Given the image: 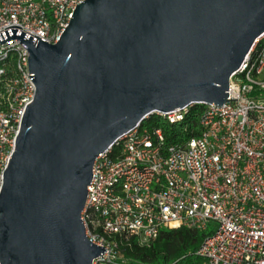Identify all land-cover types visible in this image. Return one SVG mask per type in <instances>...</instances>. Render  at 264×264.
<instances>
[{
  "label": "water",
  "instance_id": "obj_1",
  "mask_svg": "<svg viewBox=\"0 0 264 264\" xmlns=\"http://www.w3.org/2000/svg\"><path fill=\"white\" fill-rule=\"evenodd\" d=\"M264 34V0H85L49 44L11 26L36 86L3 172L1 264H92L82 220L95 160L153 112L222 107Z\"/></svg>",
  "mask_w": 264,
  "mask_h": 264
},
{
  "label": "built area",
  "instance_id": "obj_2",
  "mask_svg": "<svg viewBox=\"0 0 264 264\" xmlns=\"http://www.w3.org/2000/svg\"><path fill=\"white\" fill-rule=\"evenodd\" d=\"M84 1L0 0V32L18 26L55 44ZM20 42L0 44V191L36 91ZM227 93L222 107L192 103L146 118L179 125L203 106L199 133L182 144L141 123L95 160L82 220L106 253L92 264H141L123 258L120 241L150 247L181 227L209 233L196 252L203 264H264V34Z\"/></svg>",
  "mask_w": 264,
  "mask_h": 264
},
{
  "label": "trees",
  "instance_id": "obj_3",
  "mask_svg": "<svg viewBox=\"0 0 264 264\" xmlns=\"http://www.w3.org/2000/svg\"><path fill=\"white\" fill-rule=\"evenodd\" d=\"M203 106H195L187 119L179 125H170L163 119L152 116L143 121L149 129L160 128L167 145L177 146L199 133V118ZM209 233L181 227L163 230L150 247H140L134 239L120 241L123 258L141 264H203L196 252Z\"/></svg>",
  "mask_w": 264,
  "mask_h": 264
},
{
  "label": "rangeland",
  "instance_id": "obj_4",
  "mask_svg": "<svg viewBox=\"0 0 264 264\" xmlns=\"http://www.w3.org/2000/svg\"><path fill=\"white\" fill-rule=\"evenodd\" d=\"M214 224L211 226V228H213Z\"/></svg>",
  "mask_w": 264,
  "mask_h": 264
}]
</instances>
